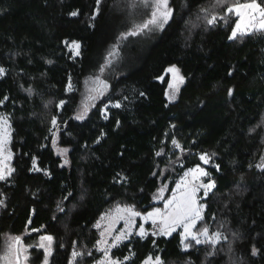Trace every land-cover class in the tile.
Instances as JSON below:
<instances>
[{
  "label": "trees",
  "instance_id": "obj_1",
  "mask_svg": "<svg viewBox=\"0 0 264 264\" xmlns=\"http://www.w3.org/2000/svg\"><path fill=\"white\" fill-rule=\"evenodd\" d=\"M125 1L0 0V115L10 125L14 169L0 181V235L25 243L51 236L48 264H91L100 257L96 224L104 212L160 206L200 166L215 187L199 193L196 227L227 239L212 246L182 242L178 233L132 236L112 256L122 264L147 257L264 264V167H257L264 164V32L230 39L234 20L220 17L236 0H169L172 18L163 30L131 51L128 66L107 72L105 99L77 119L85 80L105 74L115 46L132 32L131 17L114 18ZM171 67L184 82L170 101L162 78ZM74 250L82 255L73 262Z\"/></svg>",
  "mask_w": 264,
  "mask_h": 264
},
{
  "label": "snow or ice",
  "instance_id": "obj_2",
  "mask_svg": "<svg viewBox=\"0 0 264 264\" xmlns=\"http://www.w3.org/2000/svg\"><path fill=\"white\" fill-rule=\"evenodd\" d=\"M147 2L148 0H145V3ZM216 2L218 5L223 6L227 3V0H216ZM152 7L153 10L151 11L150 19L140 25L138 31L127 33V35H138L139 32H143L146 29L150 30L151 28L163 30L164 25H166L172 18V8L169 5V0H153ZM71 15L76 16L78 13L72 12ZM226 15H234L238 18L235 22L230 39H236L238 36L243 37L251 35L254 32H264V2H262V0H244V2L236 0L235 3L230 4L226 8L225 16H221L220 19H225ZM216 21L217 16L213 15L207 22L209 25H214ZM70 47L74 50L75 55L80 54V45L78 43L73 42ZM167 71L172 74V83L169 85L172 94L169 96V100H173L175 99V92L179 90V85L184 82V78L180 75L179 69L175 67H171ZM4 74L5 70L0 68V77ZM69 90H71V84H69ZM4 99L6 100L7 97ZM60 107H63V103H61ZM115 107H120V105L116 104ZM82 118V115L77 117V119ZM105 118H107L106 114ZM52 126L53 128H57V121L55 118L52 120ZM53 135L55 136L56 134L53 133ZM9 141L10 125L8 119L7 117L0 116V181L6 180L14 171L8 163L12 158L11 152L8 150ZM172 143L175 144L176 147H180L175 140L172 141ZM53 144H55V140L53 141ZM59 151L66 155L68 150L60 149ZM200 160L204 164L211 163V157L208 154H202ZM65 163H67V160H65ZM216 167L218 168L219 166L216 165ZM257 167H264V164L257 165ZM33 169L36 171L40 170L35 161L33 162ZM209 175V172L200 166L190 170L187 173V176H190L192 179L188 180L185 178L181 184L177 185L176 193L172 195L171 199H168L165 202L163 210L156 208L154 211L148 212L147 215H144L141 218L145 223L151 221L153 226L159 224L160 227L158 228V232L160 235L168 236L178 228H182V242L193 241L197 245L209 244L215 246L219 244L222 239H227V237L223 236L219 231L210 234L207 226L199 229L196 227L197 222L203 219L202 212L204 208L203 205L199 204L197 194L203 189L204 196L206 197L215 187V181L210 180L208 183H204L201 180V177H208ZM163 192L164 189H161V198L163 197ZM2 203L3 202L0 201V204ZM116 212L117 215L115 217L109 218L112 223L109 224L108 232L110 233L114 230L113 224L117 219H123L125 221L128 225V231H121L119 235L114 237L115 243H112L111 245L108 244L107 240H102L100 242L101 247L99 250L104 253V260L101 261V264H122L121 261L115 260L111 257L109 254L110 248L116 247L118 243L131 235V228L134 226L135 217L141 216L140 212L135 211L131 207L117 208ZM100 226L101 225L99 224L97 225V227ZM137 234L141 237H145L147 232L144 227L141 226ZM156 234V232L152 233V235ZM101 235L103 236L104 233ZM52 242L53 238L51 236H42L40 239L39 247L44 249V252L46 253L44 264H48V257L52 254ZM190 246L191 244L189 243L184 244L185 249ZM13 248L15 249V264H20L21 255L27 252V249L22 247L20 237L13 238L12 243L9 246V253L4 257V260L7 261L8 256L13 254ZM253 252L255 254V250H253ZM81 255L82 253L74 250L72 252L73 262ZM24 260H27V256H24ZM145 264H162V262L159 258L153 260L149 257Z\"/></svg>",
  "mask_w": 264,
  "mask_h": 264
},
{
  "label": "rangeland",
  "instance_id": "obj_3",
  "mask_svg": "<svg viewBox=\"0 0 264 264\" xmlns=\"http://www.w3.org/2000/svg\"><path fill=\"white\" fill-rule=\"evenodd\" d=\"M131 2L132 1L127 0V1H125L126 4L122 3V4L117 5V7H114V18L119 17V15H121V14L124 17H131L130 18L131 23H132L131 31L133 32V31H138L139 26L142 25L143 23H145L148 19H150L151 11L153 10V7H152L153 0H148L147 3H145V0H134L135 3L133 6H130ZM230 16L234 20V26H235V22L238 18L234 15H230ZM159 31H161V30L156 29V28H151L150 30L146 29L143 32H139L138 35H134V36L128 35V36L122 37L120 39V42L114 48L115 50H117L119 52L118 53L119 56L116 55L117 51L114 52L110 56V59L106 62L107 68L104 69V72L106 75L102 74L98 79L97 78H93V79L89 78V79L85 80L84 85H83V91H82L80 103H79L78 108H77L76 116L77 115L78 116H81V115L84 116L94 105H96L99 101H102L103 99H105L106 92L108 89V82H109L108 81L109 77H108L107 72L113 73L117 68H122L123 66H126V65L128 66L131 63V61H133L130 59L131 51L136 50L137 52H140L142 45L144 44V41H148L153 36V33H156ZM72 51H73L74 56H77V55H75L74 50H72ZM167 70L164 73L162 80H164V82L166 84L167 96L169 99V96L172 94L171 90L169 89V85L172 83V74L169 73ZM180 85H179V87H180ZM177 92H175V98L177 96ZM116 104L117 103H110L109 105L115 106ZM9 144H10V141H9ZM9 144H8V150L10 151ZM55 149L57 152H59L62 155V153L59 151L60 149L58 147H56ZM11 156H12V153H11ZM11 161H12V158L8 162L10 167H12ZM185 178H187L188 180L192 179L190 176H187V175L184 177L183 180H185ZM201 180L204 183L209 182V180H207L205 177H201ZM176 189H177V185L174 187V189L171 191V193L169 194V196L166 199H164L163 197H162L163 198L162 199L160 197V194H157L154 197V200L158 201V200L162 199L163 200L162 205L152 207L147 212L141 213L140 217H135L134 226L131 228V235L128 238L124 239L122 242L118 243L117 246L120 245L121 243L127 241L132 236L141 237L140 235L137 234L138 230L141 226H143L147 232V235L145 237H147L148 235H152L153 232L157 233L155 236H164V237L170 236V235H168V236L160 235L158 232V228L160 227L159 224H157L156 226H153L151 221H148L147 223H145L141 217L144 215H147L148 212L154 211L156 208H160L163 210L165 202L168 199L172 198V195L174 193H176ZM200 192H203V189H201L197 194V199H198L199 204H201V201L199 198ZM202 194H204V193H202ZM126 207H131V206L114 207L113 209H111V211L108 210L107 212H104L101 215V217L99 218V220L97 221L96 227L98 224L101 226L97 227L98 228V239L96 242L95 249L100 252V257L97 258L96 260H94L91 264H101V261L104 260V253L99 250L101 247L100 242L102 240H107L108 244L111 245L112 243H115L114 237L119 235V233L121 231H128V225L125 223V221L123 219H117L115 221V223L113 224L114 230L111 231L110 233L108 232L109 224L112 223V221L109 218L115 217L117 215V212H116L117 208H126ZM131 208H133V207H131ZM102 218H104V219H102ZM182 231H183L182 228H178L173 233H178L180 235L181 240H182L183 239L182 235H181ZM194 231H195V229H194ZM102 233H104L103 236L101 235ZM13 238H15V237L13 235L8 234V233H3L2 235H0V264H15V258H14L15 249L14 248L12 250L13 254L8 256V260L7 261L4 260V257L9 253V246L12 243ZM20 239L22 242V247L27 249V252L23 253L21 255V257L23 258L22 263H24V256H27V260H25L26 264H44V259H45L46 253L44 252V249L39 247L41 237H39L34 243H25L23 241L22 237H20ZM51 247H52V251H53V242H52ZM114 248L115 247L110 248L109 254L111 255V257L113 259L118 260L117 258H114L112 256V250ZM31 250H33V251L30 252ZM38 252L42 255V257H40V261L38 263H36L39 260V258L37 257L39 255ZM49 257H48V263H49ZM148 258L149 257L145 258L141 264H145V262L148 261ZM151 258L153 260H155L157 257H151ZM118 261H120V260H118Z\"/></svg>",
  "mask_w": 264,
  "mask_h": 264
},
{
  "label": "built area",
  "instance_id": "obj_4",
  "mask_svg": "<svg viewBox=\"0 0 264 264\" xmlns=\"http://www.w3.org/2000/svg\"><path fill=\"white\" fill-rule=\"evenodd\" d=\"M182 181H183V179H182V180H178V181H176V185L181 184Z\"/></svg>",
  "mask_w": 264,
  "mask_h": 264
},
{
  "label": "water",
  "instance_id": "obj_5",
  "mask_svg": "<svg viewBox=\"0 0 264 264\" xmlns=\"http://www.w3.org/2000/svg\"><path fill=\"white\" fill-rule=\"evenodd\" d=\"M161 201L158 200L156 203L159 204ZM22 263V258H21V261H20V264Z\"/></svg>",
  "mask_w": 264,
  "mask_h": 264
},
{
  "label": "flooded vegetation",
  "instance_id": "obj_6",
  "mask_svg": "<svg viewBox=\"0 0 264 264\" xmlns=\"http://www.w3.org/2000/svg\"><path fill=\"white\" fill-rule=\"evenodd\" d=\"M34 250V249H33ZM33 250H31L30 252H32ZM22 258V257H21ZM22 261H23V258H22ZM21 264H26V261L24 260V263H21Z\"/></svg>",
  "mask_w": 264,
  "mask_h": 264
}]
</instances>
